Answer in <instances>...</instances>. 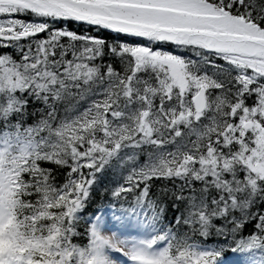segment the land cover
I'll return each mask as SVG.
<instances>
[{"label": "snow or ice", "instance_id": "snow-or-ice-1", "mask_svg": "<svg viewBox=\"0 0 264 264\" xmlns=\"http://www.w3.org/2000/svg\"><path fill=\"white\" fill-rule=\"evenodd\" d=\"M0 264H264V0H0Z\"/></svg>", "mask_w": 264, "mask_h": 264}]
</instances>
